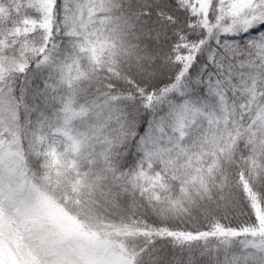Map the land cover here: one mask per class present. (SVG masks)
I'll list each match as a JSON object with an SVG mask.
<instances>
[{
	"label": "snow or ice",
	"instance_id": "snow-or-ice-1",
	"mask_svg": "<svg viewBox=\"0 0 264 264\" xmlns=\"http://www.w3.org/2000/svg\"><path fill=\"white\" fill-rule=\"evenodd\" d=\"M0 264H264V0H0Z\"/></svg>",
	"mask_w": 264,
	"mask_h": 264
}]
</instances>
